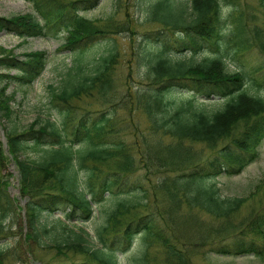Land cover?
I'll return each mask as SVG.
<instances>
[{"label":"trees","instance_id":"obj_1","mask_svg":"<svg viewBox=\"0 0 264 264\" xmlns=\"http://www.w3.org/2000/svg\"><path fill=\"white\" fill-rule=\"evenodd\" d=\"M27 1L34 12L0 15V33L60 38L73 60L61 87L50 86L57 117L18 132L4 125L13 113L8 84H30L48 59L0 45V241L7 216L24 215L16 240L0 246V264L27 261L50 231L48 248L84 257L55 264H121L120 253L125 264H193L201 250L264 262V178L243 196L221 195L214 183L241 173L264 141V98L247 89L257 79L225 62L264 50V0L249 14L238 0H134L159 30L141 32L129 49L123 84L118 46L94 47L132 28L130 15L80 14L100 0ZM174 49L198 59L170 57ZM88 101L107 111L92 115ZM119 109L122 120L113 117ZM9 163L23 206L7 191Z\"/></svg>","mask_w":264,"mask_h":264},{"label":"rangeland","instance_id":"obj_2","mask_svg":"<svg viewBox=\"0 0 264 264\" xmlns=\"http://www.w3.org/2000/svg\"><path fill=\"white\" fill-rule=\"evenodd\" d=\"M120 1L121 2L118 5L116 0H100V4L97 7L80 14H84L87 17L93 19L96 17H104V15L110 14L115 10L117 19L122 20L125 19L126 16L130 15L131 21H137L135 24L136 28H133L134 32L130 33L127 30H121L115 33V35L110 36V38L105 40V42L97 44L94 47V50L103 53L105 52V49H107L108 44H115L118 46L119 51L121 52L120 62L118 64V75L120 77V83L123 84L127 78L126 76L128 66L125 59L129 49L135 45V42L142 34L141 32H146L148 30L157 31L159 30V26L155 23L148 25L140 24L142 23L143 14L139 8L135 6V1ZM175 1L179 3L187 2L188 0ZM238 1L240 3L246 2V4L249 6L245 8V10H247V14L254 12L257 9V0ZM33 12V5H31V3H29L27 0H0V15L2 16H12L16 14H27ZM61 43L62 39L57 37H28V39H22L5 32L0 33V45L6 49H11L14 54L20 55L29 51L42 50L46 52L48 59L47 64L43 69L44 71L39 77L35 78L33 82H30V84L15 85L14 82L10 83L7 92L14 93V96L10 101V104L13 108L12 117L9 121L4 122V125L8 128L14 126L21 130L22 128L28 126V124H30L34 119H37L39 124H43V122L48 117L53 119L57 117V105L55 104L54 100L51 101L50 86L53 85L54 87H61L65 72L67 71L66 68L71 65L73 60L72 56L70 55L71 53H69L66 48L62 47ZM174 51H176V53L179 52L176 49H174ZM225 62H227V66L230 70H235L238 68L244 72L247 77L253 76L255 79H257L259 87L255 84L254 86L249 85L247 88L248 92L254 93L264 98V50H257L256 46H253L250 51L239 55L236 57V59H232L231 57L227 56ZM259 64H261V66H258ZM12 73L14 74L15 72L13 71ZM84 109L93 111L92 115H97V112H99L98 105H96L93 101H88ZM125 116L126 113L122 109H119L113 115L114 118L120 120H122ZM120 120H116L117 123H119ZM0 129L3 130L1 126ZM4 171L13 173L15 169L13 165L9 163L6 165V167H4ZM15 178L16 174L11 179L12 181L7 187V191H9V194L12 198H17L18 200V192L15 190ZM263 178L264 141L258 147L254 160L245 166L241 173L231 176L222 174L219 178L214 180V183H216L220 193H222L224 196H243L251 193L253 186ZM18 205L22 206L20 202H18ZM58 214L59 213L56 215ZM10 217L11 216L8 215L7 219L4 220V224L8 229V235L5 236V241L4 239H1L0 246L8 242L12 243L16 240L14 234L15 232H18L20 228L18 220L19 222L20 220L23 221V214H19L18 218ZM16 219L17 221H15ZM45 220L46 222L51 221V217H46ZM88 228H90V226ZM51 235L52 233L48 232V234L44 236V241L47 243V245L34 250L32 255H29L30 257L27 261L23 262V260L19 261L17 259L12 260L11 258L6 257V260L3 262V264H55L60 262L82 261L84 258L83 256L76 254H69V256H63L61 254L58 255L55 253V249L52 247L48 248V243H52V241L49 239ZM119 255V263L125 264L126 262L124 260L126 256L122 255V253ZM151 255L152 261H160V250L153 249ZM192 260L193 264H264L263 261L257 258L254 259L252 257L246 256H236L234 258L227 256H213L211 258H207L206 252L202 250L197 251L196 254L192 256Z\"/></svg>","mask_w":264,"mask_h":264},{"label":"bare ground","instance_id":"obj_3","mask_svg":"<svg viewBox=\"0 0 264 264\" xmlns=\"http://www.w3.org/2000/svg\"><path fill=\"white\" fill-rule=\"evenodd\" d=\"M143 14V13H142ZM145 16H146V14H143V16H142V23H140V24H146V25H148V24H153V22H149V20H147L146 21V19H145ZM146 18H147V16H146ZM137 23V21L136 22H134L133 21V27L132 28H129V27H126V28H124L123 30L124 31H129V30H133V28H136V26H135V24ZM182 56H184V57H186L187 59H189V58H193V59H197V54L196 55H190V53H188V51L187 50H181V51H179L178 53H176L175 55H171L170 57H182ZM10 83H12V82H10ZM10 83L8 84V88H9V85H10ZM15 83V82H14ZM99 112H97V115H99L101 112H106L107 110H105V109H99L98 110ZM21 130H19L18 129V132H20ZM0 138L2 139V140H6L7 138L5 137V134H4V131L3 130H0ZM7 172H9V171H7ZM15 174H17V171L15 170L13 173H12V175H8V180L11 182L12 180V178H13V176L15 175ZM219 193H220V191H219ZM221 195H223L222 193H220ZM51 233L53 232V231H50ZM53 237H49V239L51 240ZM52 241V240H51ZM22 245H24V246H27L26 245V243H24V244H22Z\"/></svg>","mask_w":264,"mask_h":264},{"label":"water","instance_id":"obj_4","mask_svg":"<svg viewBox=\"0 0 264 264\" xmlns=\"http://www.w3.org/2000/svg\"><path fill=\"white\" fill-rule=\"evenodd\" d=\"M23 202V201H22ZM24 203V202H23Z\"/></svg>","mask_w":264,"mask_h":264}]
</instances>
